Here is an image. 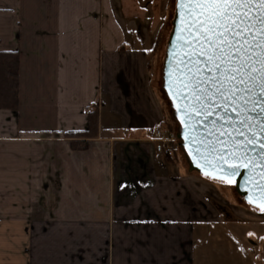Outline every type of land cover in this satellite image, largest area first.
Wrapping results in <instances>:
<instances>
[{"label":"crops","instance_id":"obj_1","mask_svg":"<svg viewBox=\"0 0 264 264\" xmlns=\"http://www.w3.org/2000/svg\"><path fill=\"white\" fill-rule=\"evenodd\" d=\"M152 1L0 0V264H264V210L157 158Z\"/></svg>","mask_w":264,"mask_h":264},{"label":"snow or ice","instance_id":"obj_2","mask_svg":"<svg viewBox=\"0 0 264 264\" xmlns=\"http://www.w3.org/2000/svg\"><path fill=\"white\" fill-rule=\"evenodd\" d=\"M180 8L185 18L182 29L188 38L180 37L182 45L190 51L180 59L184 65L181 70L180 83L183 88L190 90L184 94L183 90L176 93L180 99L191 101L188 107L197 116L203 113L205 120L212 115L215 105L224 115L217 116V120L231 126L237 136H243L244 142L229 135L233 142L232 148L243 147L245 156H239L231 149L228 155L233 159L246 158L251 145L254 149L257 142L249 139L247 134L236 127L237 123L243 128H251L252 119L248 111H255L260 105L259 121L260 133L264 134V0H181ZM203 65V67H201ZM251 103L254 107L247 109ZM189 119L191 114L184 110ZM231 113L237 119L233 120ZM187 124L188 121L185 120ZM211 136L212 132L209 131ZM253 137L257 133H252ZM264 139V135L261 136ZM195 140V137H193ZM206 148L217 152V143H228L216 137L215 141H201ZM258 147L264 150V143ZM199 151V148L196 149ZM261 156H264L262 151ZM219 159L225 160L223 151L219 152ZM223 167V166H221ZM237 166H229L226 175H237Z\"/></svg>","mask_w":264,"mask_h":264},{"label":"water","instance_id":"obj_3","mask_svg":"<svg viewBox=\"0 0 264 264\" xmlns=\"http://www.w3.org/2000/svg\"><path fill=\"white\" fill-rule=\"evenodd\" d=\"M181 0H175V12L171 21V32L167 41L165 57L162 67V90L168 99L169 107L172 117L177 124V137L180 141V147L183 150L187 161L188 169L190 172H197L203 176L217 181H225L234 183V188L238 196L248 205L255 209L264 210V156H261V150L258 147L259 143H264V139L260 133L259 121L262 119L259 114L260 105L255 106V111H248V115L252 118L249 123L251 128H243L237 123L236 127L245 132L249 139L257 142V146L253 149L249 146L246 153V158L233 159L228 155L229 150L235 151L239 156H245L243 147L232 148V141L229 135H220L221 132L235 136L236 140L244 142L243 136H237L234 129L224 124L223 128L220 120H217L215 126L212 121L217 119V116H223L222 110H217L215 105L212 108V115L207 120L204 119L203 113L197 116L192 112L191 107L188 105L191 101L180 99L176 93L183 90L184 94H189L190 90L187 88L182 89L180 83L182 76L181 70L184 65L180 63V59L184 57L190 49L182 45L183 41L180 37L188 38L187 33L182 29L185 26V18L180 8ZM203 67V65H201ZM247 109H252L254 106L249 103ZM191 114V118L185 116V109ZM233 120L237 117L235 113H231ZM185 120L188 123H185ZM211 131L212 135L209 136L208 132ZM257 133L253 137L252 133ZM195 137V140H193ZM219 137L221 141H228V143H217V152H212L210 148H206L201 141L207 142L209 140L215 141ZM199 148V151L196 149ZM223 151L225 160L219 159V152ZM223 166V167H221ZM229 166H237V175H226L225 170Z\"/></svg>","mask_w":264,"mask_h":264},{"label":"rangeland","instance_id":"obj_4","mask_svg":"<svg viewBox=\"0 0 264 264\" xmlns=\"http://www.w3.org/2000/svg\"><path fill=\"white\" fill-rule=\"evenodd\" d=\"M150 6H151V11L147 14L146 17H143V18L155 20V23L159 22V27H160L159 35H160V38H162L163 42L158 51L159 57H158V62L156 63L155 71H156V78H157L158 84L160 85V88L162 91V95L165 99L168 109L170 110L168 99L166 98L162 90V67H163V61L165 57L167 41H168V38L171 32V27H172L171 21L174 16V12H175V0H153L152 3H150ZM169 116L171 120L169 119V121L164 127L170 131L177 132L176 130L177 124L174 118L172 117V114H170ZM176 153L178 154L179 162L182 164V166H184L186 170H189L187 158L183 150L181 149V147L179 148L178 151H176ZM190 173L203 176L197 172H190ZM203 177L206 180L210 182L212 181L215 183V186H216L215 188L218 189L219 195L223 197H229V198H237V199L239 198L238 199L239 201L244 202L236 193L235 188H234V183L225 182V181H217V180L210 179L206 176H203Z\"/></svg>","mask_w":264,"mask_h":264},{"label":"trees","instance_id":"obj_5","mask_svg":"<svg viewBox=\"0 0 264 264\" xmlns=\"http://www.w3.org/2000/svg\"><path fill=\"white\" fill-rule=\"evenodd\" d=\"M173 19V18H172ZM19 104V57L16 52H0V109L17 110ZM167 124V123H166ZM92 125V124H91ZM68 132L70 137H86L92 132ZM85 142V141H84ZM179 159L175 152L166 160Z\"/></svg>","mask_w":264,"mask_h":264},{"label":"built area","instance_id":"obj_6","mask_svg":"<svg viewBox=\"0 0 264 264\" xmlns=\"http://www.w3.org/2000/svg\"><path fill=\"white\" fill-rule=\"evenodd\" d=\"M153 135L158 142L157 158L162 161L179 150L180 143L176 131H170L164 126L153 129Z\"/></svg>","mask_w":264,"mask_h":264}]
</instances>
